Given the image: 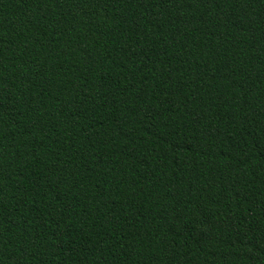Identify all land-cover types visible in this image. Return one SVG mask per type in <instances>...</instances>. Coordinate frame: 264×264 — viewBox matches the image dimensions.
Here are the masks:
<instances>
[{
	"label": "trees",
	"instance_id": "1",
	"mask_svg": "<svg viewBox=\"0 0 264 264\" xmlns=\"http://www.w3.org/2000/svg\"><path fill=\"white\" fill-rule=\"evenodd\" d=\"M0 264H264V0H0Z\"/></svg>",
	"mask_w": 264,
	"mask_h": 264
}]
</instances>
